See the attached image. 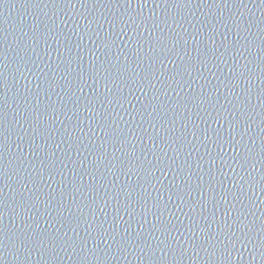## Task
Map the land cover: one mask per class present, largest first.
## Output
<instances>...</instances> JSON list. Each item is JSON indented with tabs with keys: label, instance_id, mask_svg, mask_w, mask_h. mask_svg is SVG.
<instances>
[{
	"label": "water",
	"instance_id": "obj_1",
	"mask_svg": "<svg viewBox=\"0 0 264 264\" xmlns=\"http://www.w3.org/2000/svg\"><path fill=\"white\" fill-rule=\"evenodd\" d=\"M0 114V264H264V0H0Z\"/></svg>",
	"mask_w": 264,
	"mask_h": 264
},
{
	"label": "snow or ice",
	"instance_id": "obj_2",
	"mask_svg": "<svg viewBox=\"0 0 264 264\" xmlns=\"http://www.w3.org/2000/svg\"><path fill=\"white\" fill-rule=\"evenodd\" d=\"M0 123H2V114H0ZM230 146H232L234 148V145H230ZM2 147H3V145H2V143H0V148H2ZM41 242H43V241H38V243H41ZM21 243H24V241H21ZM49 243H51V241H49ZM65 243H68V241H65ZM229 243H231V241H229ZM83 250L84 249L81 248V251H83ZM227 255L230 257L231 253L229 252V253H227Z\"/></svg>",
	"mask_w": 264,
	"mask_h": 264
}]
</instances>
